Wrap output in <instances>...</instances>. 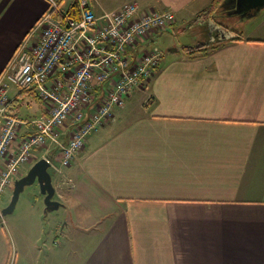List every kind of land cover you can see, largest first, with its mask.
Here are the masks:
<instances>
[{"label":"crops","instance_id":"obj_1","mask_svg":"<svg viewBox=\"0 0 264 264\" xmlns=\"http://www.w3.org/2000/svg\"><path fill=\"white\" fill-rule=\"evenodd\" d=\"M134 1L175 16L138 53L159 50L169 31L192 38L162 52L149 87L89 134L69 166L53 167L62 212L45 227V210L27 208L43 235L27 239L21 264H264V9L248 16L225 0H91L98 15ZM48 9L47 0H0V74ZM210 45L220 46L200 57L184 51ZM15 88L10 113L23 119ZM38 101L27 120L46 115ZM41 151L30 165L60 164L61 149ZM11 254L0 227V264Z\"/></svg>","mask_w":264,"mask_h":264},{"label":"built area","instance_id":"obj_2","mask_svg":"<svg viewBox=\"0 0 264 264\" xmlns=\"http://www.w3.org/2000/svg\"><path fill=\"white\" fill-rule=\"evenodd\" d=\"M47 2L48 11L0 74V159L6 160L0 171V195L12 189L21 167L36 151L57 147L61 166H69L89 134L113 120L132 92L146 90L163 53L157 49L138 53L136 47L175 22L174 14L144 12L136 1L98 15L91 0H78L79 18L62 22L53 14L60 9L59 0ZM12 87L19 92L34 90L46 115L27 120L10 113ZM29 126L32 132L22 136L23 127Z\"/></svg>","mask_w":264,"mask_h":264},{"label":"rangeland","instance_id":"obj_3","mask_svg":"<svg viewBox=\"0 0 264 264\" xmlns=\"http://www.w3.org/2000/svg\"><path fill=\"white\" fill-rule=\"evenodd\" d=\"M71 1L72 0H65L62 6V10H65L70 5ZM223 18L225 17L221 16V19ZM191 38L192 37H186V36L182 37L181 34H178V33L175 34L174 32L169 31V33L167 32L163 36L162 40L156 45V47L159 48V51L163 52L165 55L170 56L171 55L170 52L176 49L177 44L180 45L181 47L182 43L185 42V39L187 40ZM179 51L180 53L183 52L181 49H179ZM15 89L18 90L17 88ZM10 95L12 96V94ZM18 97H19V100H18L19 102L18 111L19 112L18 113H19V116L23 117V119H26L25 117L33 116L35 111L32 109L41 106L38 100L28 95H19ZM30 102H32V105L29 107L28 105ZM43 153H44L43 151L39 150V151H36V154H34V156L40 157ZM34 161H35V158H33L31 162L26 163L27 165L25 164L23 165V169L24 171H26V174L28 173L29 169L32 166L30 164L34 163ZM55 165L57 166L60 165L59 167H61V169L63 168L61 164L57 163V161L55 162ZM50 172L51 173L53 172V167L50 168ZM12 192L13 191H11V188H10L7 191L6 198L4 200L2 199L0 200V206H4L5 204L8 205L10 203L11 198H12ZM54 199H56V196L54 197ZM33 205H36V207H39V208L41 207L43 208V210H45V207H46L45 202H44V196L41 194L38 183L31 185V186H27L25 190L21 193L14 212L6 215L0 220V227L4 228L5 231L8 230L9 237L11 238V243H12V254H11V259L8 262V264H14V261L17 255L19 258L18 264H21V255L24 252L23 248H25V246L23 245L28 244L27 239L33 240L36 243H38L39 240L36 241V239L39 237L42 238L43 234L37 225L36 219L28 218L31 210L29 211V209L27 208H31ZM61 212L62 211H60V209L49 212L48 214L50 215V217L48 218L47 216H45L46 214L43 211L44 214L40 222H42V224H44V226L46 227L48 224L47 221L49 223H52L51 218H53V216H58V214H61ZM26 219H29L31 223L29 224L27 230H26L27 223H25ZM3 221L5 222V225L3 224ZM22 231L28 234L27 235L28 238L23 237V235L21 234ZM40 244L43 246L42 241L40 242Z\"/></svg>","mask_w":264,"mask_h":264},{"label":"water","instance_id":"obj_4","mask_svg":"<svg viewBox=\"0 0 264 264\" xmlns=\"http://www.w3.org/2000/svg\"><path fill=\"white\" fill-rule=\"evenodd\" d=\"M232 1L235 12L241 15L253 16L264 9V0H227ZM51 163L42 158L38 160L28 171V173L14 183L12 198L8 206L0 211V220L8 214L14 212L21 193L27 186L38 183L41 194L44 196L45 212H52L59 209L60 202L54 199L56 190L53 185V177L50 172Z\"/></svg>","mask_w":264,"mask_h":264},{"label":"trees","instance_id":"obj_5","mask_svg":"<svg viewBox=\"0 0 264 264\" xmlns=\"http://www.w3.org/2000/svg\"><path fill=\"white\" fill-rule=\"evenodd\" d=\"M61 2H62V0H59L60 4H61ZM228 3H232V1L225 0L224 4H228ZM53 14H55L56 18L60 19L62 22L65 21L66 17H72V18L77 19L80 16L78 2L73 3L69 7V9L65 12L59 9L58 11H56V10L53 11ZM219 46L220 45H214V46L210 45V46H203V47H200L197 49L186 48V49H184V51L186 52L187 55H189L191 57H200V56L208 55L209 52L215 50ZM19 95H31V96H33V98L40 100L37 93L34 90H22L19 92ZM15 102H16V100L13 102V104H15ZM15 116H17V115H15Z\"/></svg>","mask_w":264,"mask_h":264}]
</instances>
